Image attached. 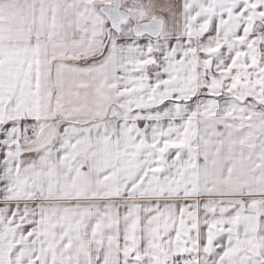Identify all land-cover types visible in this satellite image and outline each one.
<instances>
[{"label": "snow or ice", "instance_id": "obj_1", "mask_svg": "<svg viewBox=\"0 0 264 264\" xmlns=\"http://www.w3.org/2000/svg\"><path fill=\"white\" fill-rule=\"evenodd\" d=\"M0 264H264V0H0Z\"/></svg>", "mask_w": 264, "mask_h": 264}]
</instances>
